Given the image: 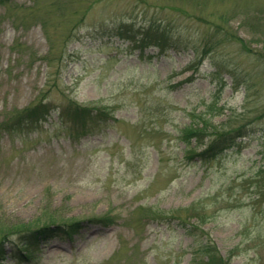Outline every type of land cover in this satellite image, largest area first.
Wrapping results in <instances>:
<instances>
[{"label":"rangeland","instance_id":"rangeland-1","mask_svg":"<svg viewBox=\"0 0 264 264\" xmlns=\"http://www.w3.org/2000/svg\"><path fill=\"white\" fill-rule=\"evenodd\" d=\"M150 20L209 54L140 50L125 36ZM41 97L46 119L15 126ZM67 98L111 115L74 134ZM202 124V142L245 136L188 160L182 130ZM72 220L73 237L21 259L7 241L0 264H198L202 240L229 264H264V0L0 1V237Z\"/></svg>","mask_w":264,"mask_h":264},{"label":"trees","instance_id":"trees-1","mask_svg":"<svg viewBox=\"0 0 264 264\" xmlns=\"http://www.w3.org/2000/svg\"><path fill=\"white\" fill-rule=\"evenodd\" d=\"M0 1L6 3L9 0ZM144 25L145 26H142V28L135 31L132 28V25L127 30L129 36H125V38L133 41L134 45L139 47L142 51L150 46H156L160 48L162 52H166V50L170 48L178 49L181 45H191L197 50L198 56L201 57L199 62L204 60V58L209 54V49H206L207 46H209L208 41L197 42L191 39L186 40L184 42L185 44H183L181 37L176 38L174 34L172 35L169 31L170 29H168L169 24H164L162 20L160 22L158 20H150ZM118 27L121 29L123 28L122 25ZM48 99L49 97H41V99L32 107L26 108L22 111L20 110L17 114H15L14 125L21 126L23 124L26 125L28 123H34L46 119L47 115H49L54 109V104ZM58 109L60 111V118L63 119V121L70 128L71 132L74 134H84L87 131L89 132L93 130V128L101 126L111 115L110 111L106 110V108L98 105L79 104L77 101L73 99L71 100L70 98H67V104L64 103L63 105L58 106ZM244 126L246 125L238 127H220L213 131L212 134L209 133L207 141L204 142L202 141L206 135L203 131L206 128V124L195 127L187 126L182 130L183 132L181 134V139L187 143L185 157L190 160L197 156L203 161H210L217 158L224 152V150L235 146L237 144V139L245 136V133H242ZM229 127L231 128L229 129ZM193 138L199 140V143L197 142L195 146L191 147L188 144ZM153 217L161 218L163 216L156 213V216ZM187 219L188 218H182L181 221L186 223ZM93 220L102 223H111V220L105 216L93 218ZM81 225V222L72 220L57 225L50 223L36 227L20 225V227L17 226L11 231L7 229L8 231L4 234L2 233L3 236L1 234L0 237V261H2L6 256L7 241L12 246L10 253L14 257L21 259L22 257L28 256L31 250L39 247L41 242L46 239H51L56 236L73 237L79 232ZM10 235H12L13 238H9ZM198 245V253L202 252L201 255H208L206 256V260L202 258L203 260L200 259L198 264H229L226 259L220 256L216 249H211L210 246L207 245V242L205 244L202 240L200 244L198 243ZM195 257H197V252Z\"/></svg>","mask_w":264,"mask_h":264}]
</instances>
